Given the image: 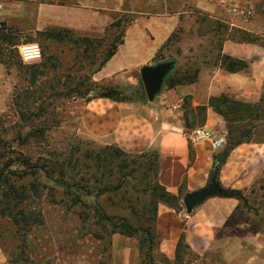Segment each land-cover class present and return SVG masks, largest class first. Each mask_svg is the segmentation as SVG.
I'll use <instances>...</instances> for the list:
<instances>
[{
	"label": "rangeland",
	"instance_id": "rangeland-1",
	"mask_svg": "<svg viewBox=\"0 0 264 264\" xmlns=\"http://www.w3.org/2000/svg\"><path fill=\"white\" fill-rule=\"evenodd\" d=\"M88 1L12 0L10 18H7V6L0 7V19L5 18L4 29L0 30V151L6 140L10 146L3 151L14 158L17 151L34 159L54 153L67 156L71 158L69 167L75 163V170L70 173L78 169L70 182L92 188L90 195H83V203L71 205L62 189L53 188L52 181L40 177L48 185L33 205L40 208L44 223L28 231L32 262L23 264H124L126 258L132 264L140 262V236L112 233L111 227L98 217L97 208L109 215L125 217L138 227L151 226L147 217L151 215L154 198L145 188L155 179L158 152L151 149L142 154H120L113 143L92 137L82 122L87 100L114 86L92 78L114 35L122 30L125 35L129 30L126 47L117 61L137 66L128 72L129 84L115 85L120 87V96L136 103L138 108L148 105L159 119L165 118L187 135L195 129L224 135L225 143L215 154L224 151L228 144L227 124L231 121H226L223 115L229 110L227 99L252 104L259 95L256 91H239L234 86L229 90L227 85L226 88L204 84L213 76L214 69H222L220 55L224 44L227 51H241L247 60L251 52L264 46V0H125V11L112 12L103 32L82 33L63 26L34 29L38 2L82 6ZM128 13L152 16L153 24L138 21L123 29L122 24L109 27L120 15ZM176 15L179 19L171 32L173 35L156 47L164 31L162 24L169 23V18ZM238 16L245 17L240 23L247 28L244 31L258 37L257 41L237 40L239 34L235 29L239 28L233 23H238ZM37 31L43 33L38 36ZM156 32L158 37L154 40ZM232 33L235 39L230 38ZM36 38L40 57L21 59L17 46ZM169 60L174 66L160 91L149 100L140 68ZM249 67L248 63L242 70L248 76ZM170 79L179 84L194 82V85H167ZM174 88L183 89L180 97L169 96L168 91ZM261 88L264 90V85ZM211 97L219 98L216 102L219 108L210 104ZM22 113L32 122L23 128L20 127L24 123ZM186 115L192 127L185 125ZM239 121L230 124L238 127L233 128L234 133L240 132L242 121ZM254 130L253 141L264 142V125H257ZM18 132L21 138L15 139ZM233 149L219 164L216 180L224 191H238L240 198L213 195L215 198L205 200L196 212L187 215L182 203L184 191L180 193V211L188 219L184 238L189 247L183 249L182 262L175 264H264V165L248 151L232 155L229 160ZM136 167L138 170L132 172ZM31 179L27 176L19 183ZM118 183L120 187L114 190L98 192L104 185ZM225 203H230L231 208ZM159 204L162 203L157 202V209ZM19 243L11 221L0 218V250L7 260L19 251L16 248ZM169 245L160 241L153 249L154 264H165L161 253L173 260L174 250L170 256L166 254Z\"/></svg>",
	"mask_w": 264,
	"mask_h": 264
},
{
	"label": "crops",
	"instance_id": "crops-1",
	"mask_svg": "<svg viewBox=\"0 0 264 264\" xmlns=\"http://www.w3.org/2000/svg\"><path fill=\"white\" fill-rule=\"evenodd\" d=\"M11 2L12 0L0 1L1 7L2 5L7 6V10H9L7 18H10L14 8ZM88 2L82 3V6L69 5L68 3L54 5L38 2L34 29L42 30L50 26H63L82 33L94 34L104 31L112 12L125 11V0H89ZM207 8L212 10L211 6ZM238 17H240L236 19L238 23H233L234 26L239 29L243 28V30L244 28L247 29L240 23L241 18L245 17ZM152 18V16L138 15L129 25L132 26L138 21H142L143 24H153L151 23ZM1 19L4 20L5 18ZM169 19V23L162 24L164 31H161V39L156 47H160L163 40L169 36L179 17L176 15ZM162 25L159 27L162 28ZM154 29L156 31L157 28ZM156 33L154 40L158 37V32ZM128 35L129 30L123 36V42L117 46L115 53L93 74V80L114 85V87L115 85L129 84L128 72L137 66L133 67L117 61L122 49L126 47ZM226 48V44H224L223 54L247 60V56L240 54L241 51L238 52L237 50L236 53H233L227 51ZM258 48L251 52L248 57L249 60H245L250 66V76L242 70L229 72L224 68H217L213 70V76L208 77L204 85H225V87L227 85L228 88H226L229 90L234 86L239 91L243 89L249 92L256 91L255 94H259L257 96L258 101L263 90L261 87L264 85V46ZM177 85H194V82ZM182 90L174 88L172 91H168V94L169 96L180 97ZM137 106L131 101L114 100L104 96L94 97L88 99L84 106L82 122L92 137L103 141L107 140L126 153L139 154L151 149L156 150L159 157L158 180L168 191L178 194L181 188L185 195L187 192L205 187L211 177L213 156L216 151L212 148L210 141L208 139L193 140L192 134L187 135L174 128L165 118L159 119L157 112L148 105H141V108ZM243 151L250 152L251 156L254 155L258 159L261 166L264 165V142L253 140L244 142L232 150L228 159L231 160L232 155H239ZM213 198L215 197L210 196L205 200ZM205 200L200 205L193 207L190 212H186L184 209L185 214L189 215L191 212H196V209L202 206ZM230 203L232 202L230 201ZM230 203L225 204L229 206ZM229 207L231 208V206ZM183 214L180 210L176 211L165 204H159L157 209L156 230L162 243L170 244L167 246L169 248L166 249L168 256L173 253L176 241L186 230L185 226L188 219L183 217ZM125 261L124 264H132L128 258ZM0 264H10L1 250Z\"/></svg>",
	"mask_w": 264,
	"mask_h": 264
},
{
	"label": "trees",
	"instance_id": "trees-1",
	"mask_svg": "<svg viewBox=\"0 0 264 264\" xmlns=\"http://www.w3.org/2000/svg\"><path fill=\"white\" fill-rule=\"evenodd\" d=\"M122 14L121 17L115 19L109 24V27L112 26H120L122 24L123 29L125 25H129L135 18L134 15ZM2 20V19H1ZM3 29H4V22ZM107 27V28H109ZM239 34L237 38L240 42H255L258 40L257 36L250 34L247 31L242 29H235ZM39 32V33H38ZM42 31H37V34H42ZM173 33H171L166 42L171 38ZM234 33L231 34L230 38L235 39L233 36ZM123 30L117 35H114V38L111 40L110 48L105 53L103 59L99 62L97 68L94 72L100 69L107 60L115 53L117 46L123 42ZM33 41H38L39 39H33ZM37 42V43H38ZM162 46V45H161ZM40 47V46H39ZM20 57V56H19ZM220 67L224 68L229 72H236L239 70H244L248 67V63L239 58L232 57L227 54L220 55ZM178 82L173 81V79L168 80L167 85H177ZM120 91L118 88L114 86H110L107 89H104L101 93L96 94L94 97H110L114 100H125L126 98H122L120 96ZM223 98V96H222ZM226 99V97H224ZM219 100L218 97H211L209 102L210 104H214L216 108H219V105L216 103ZM226 107L229 108L226 112H223L226 121L228 122H241L239 125L240 132L234 133L235 129L238 127L235 125L227 124L228 135H227V146L224 151L220 154H214L213 156V166L211 171V176L218 172V166L222 162L225 161L229 151L236 146L253 140L254 129L257 125H264V91L262 92L259 100L256 103H246L244 101L230 100L227 99ZM200 109H203V106H199ZM229 114H231L229 116ZM23 124H21V128L31 125L32 122L27 121L26 117L22 113ZM238 116L239 119H235ZM231 119V120H230ZM185 125L187 127H192L193 123L189 121V117H185ZM234 128V130H233ZM15 139L21 138V134L18 132V136L14 137ZM2 151H0V218H8L12 225L15 227V231L18 233L20 243L16 246L19 248V251L11 257L8 262L10 264H20L18 262H32V259L29 258L28 251V238L27 233L31 228L35 226H40L44 223L43 216L40 208H36L33 203L37 200L42 194V190L48 185L43 182L40 177L46 179L47 181H52V187L56 189H62L63 195H67V197L71 201V205H75L78 203H83L82 198L83 195L91 194V185H83L82 187H78L75 182H70L75 178V174H77L78 169L75 173H70L75 170V163L72 167H69L71 164V158L67 156H61L57 153L45 155L43 157L37 156L35 159L29 154L24 153L22 151H17L15 154V158L7 155L3 149L5 147L10 146L6 140H4ZM117 150L120 154L123 155H132L126 153L119 149L116 146ZM147 152V151H146ZM145 153V152H143ZM142 154V153H139ZM103 160V159H102ZM135 169H131L133 172ZM130 173H127V176ZM27 176H31L32 179L28 183H19L22 179ZM155 179H153V183L147 184V188L145 191L149 192V195L154 198L152 207H151V215L147 217L151 220L152 225L147 227H138L137 225H133L129 220L125 217H116L113 215H109L105 212L100 211L97 208L98 217L104 223H107L111 227V232H118L122 235L132 237L139 235L140 236V245L138 246L140 262L139 264H154L153 259V249H156V246L160 243V235L156 230V220H157V202H161L169 207H172L174 210H180V193L183 189H179V193L175 194L168 191L158 180V163L155 164ZM121 183L117 185H104L101 187L98 192L102 193L106 190H114L120 187ZM84 188V191H83ZM223 189V188H222ZM221 196L228 197H236L240 198V193L234 189H230L227 191L222 190ZM65 202V201H64ZM184 233L180 235L178 240L176 241L174 248V258L173 260L169 259L163 253L162 256L164 258L165 264H175L181 263L182 257L184 254V248H188L189 245L184 238ZM158 251V250H156Z\"/></svg>",
	"mask_w": 264,
	"mask_h": 264
},
{
	"label": "water",
	"instance_id": "water-1",
	"mask_svg": "<svg viewBox=\"0 0 264 264\" xmlns=\"http://www.w3.org/2000/svg\"><path fill=\"white\" fill-rule=\"evenodd\" d=\"M174 62L164 61L155 65H144L140 68V78L147 98L152 99L159 91L168 73L172 70ZM216 174L212 175L208 184L202 189L185 193L182 203L186 212L200 205L206 198L220 195L222 187L216 180Z\"/></svg>",
	"mask_w": 264,
	"mask_h": 264
},
{
	"label": "built area",
	"instance_id": "built-area-1",
	"mask_svg": "<svg viewBox=\"0 0 264 264\" xmlns=\"http://www.w3.org/2000/svg\"><path fill=\"white\" fill-rule=\"evenodd\" d=\"M1 7V5H0ZM3 29V23L0 19V30ZM18 53L21 59L29 61L39 58L41 55L39 44L36 41L23 42L17 46ZM192 139H208L211 146L215 150H219L225 143L224 135L220 133H214L209 129H197L192 133Z\"/></svg>",
	"mask_w": 264,
	"mask_h": 264
}]
</instances>
